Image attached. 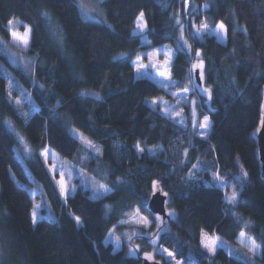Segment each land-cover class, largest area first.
Here are the masks:
<instances>
[{
    "label": "trees",
    "instance_id": "obj_1",
    "mask_svg": "<svg viewBox=\"0 0 264 264\" xmlns=\"http://www.w3.org/2000/svg\"><path fill=\"white\" fill-rule=\"evenodd\" d=\"M186 1L103 0L108 25L84 19L78 0H0V38L9 40L6 24L18 18L31 26L30 51L37 55L35 73L26 75L0 47V264H142L154 235L184 264H252L223 247L209 253L201 245L202 231L238 242L241 230L261 246L253 264H264V178L255 137L263 107L264 0H189L187 9ZM142 11L151 45L176 48L171 76L179 90L193 83L194 54L183 32L187 37L202 21L225 24L226 43L207 32L187 38L204 61L203 83L211 94L210 107L202 96L212 121L209 138L192 143L187 128L150 105L148 99L165 90L152 78L136 76L133 59L145 45L134 28ZM122 52L126 57L118 58ZM3 65L25 83L29 116L9 98ZM85 89L100 91L102 98L83 95ZM6 120L31 144L32 170L57 219L33 224L32 195L16 181L30 182V175ZM69 121L101 146L97 175L111 188L101 197L79 186L64 200L39 154L48 146L86 167L95 162L82 160ZM137 145L145 149L143 161ZM159 145L163 151L149 150ZM154 181L168 194L167 210L173 213L164 219L168 228L138 236L141 248L124 242L114 251L104 240L120 227V219L137 207L155 220L148 206ZM232 188L241 189V215L228 203ZM156 257L170 264L161 254Z\"/></svg>",
    "mask_w": 264,
    "mask_h": 264
},
{
    "label": "rangeland",
    "instance_id": "obj_2",
    "mask_svg": "<svg viewBox=\"0 0 264 264\" xmlns=\"http://www.w3.org/2000/svg\"><path fill=\"white\" fill-rule=\"evenodd\" d=\"M189 3V0H188ZM78 5L81 11V15L84 19L86 15L94 17V19H86V20H97L105 22L108 25H112L106 16V12L103 5V0H78ZM144 12H140V14ZM140 14L138 17H140ZM136 18V26L134 28V33L137 34L142 43L145 45L142 48L136 57L133 59V65L135 68L136 76L143 77L146 76L144 73H147V77L152 78L154 81L158 83L160 87V81L163 80L165 84H168L169 87H162L165 90V93L156 97H150L148 99L150 105L154 108H158L164 116L171 119L172 121L181 124L183 127L187 128L188 137L191 139V142H194V132L197 133L199 138L206 139L209 138V133L211 129V117L208 113V109L205 105L202 104V96H205V102L208 107L211 106L210 96L208 93L202 91V89H208L205 87L204 83L202 86L198 87L195 72H193V80L192 86L187 88L189 91L187 93L183 92V90L176 89L174 87V82L171 76V66L174 60L176 48L170 43H163L160 45H151L150 37L148 34V25L143 15L142 20H138ZM13 24L9 26V23L6 24L7 29H11V31H16L20 35L25 33L26 27H30L24 21L14 18L12 19ZM207 24L208 30H202L200 32V36L204 33H216L217 38L226 43L227 42V33L221 32L217 29V23L215 26L208 24L205 21H202L200 24ZM138 24L146 25L141 30L137 27ZM226 27V26H225ZM198 28V27H197ZM196 31H193V28L189 31L187 37L185 32H183V36H185V46L192 50L194 54L193 64L199 62V57H197L193 47H191V43L188 41L189 37H193ZM32 33V32H31ZM10 34V31H9ZM188 38V39H187ZM31 35L29 37L30 48H31ZM0 47L4 53L8 56L10 62L20 67L26 75L29 73L34 74L36 68V59L37 55L30 51V48L25 49L21 42L13 40L11 34L9 36V40H4L0 38ZM150 54V55H149ZM138 56H142V60H137ZM171 56V62L169 64H165L164 61ZM117 57H126V53L122 52L117 55ZM145 65L146 67L140 68L137 71L139 65ZM153 65H156L153 67ZM1 71L3 75L6 77L8 84V92L9 98L15 103L20 113L24 116H29V110L26 106V103L30 101V98L27 96V87L25 83L20 79L19 76L7 66L3 65L1 67ZM160 72L168 73V77L159 76ZM203 82V80H202ZM15 89H19L18 95H15L13 91ZM209 90V89H208ZM210 91V90H209ZM175 93V95H173ZM82 94L85 96L92 97H100L102 98V93L96 89H85L82 91ZM154 98H159L160 103L158 105H153L151 101ZM179 113V115H177ZM205 117H208V128H201L200 122L204 120ZM195 121L196 123H193ZM8 129L14 132L17 138L16 144V153L18 158L24 164L27 172L30 175V182H24L16 179L17 183L21 186L27 187L33 198V208L32 212L35 211L37 213V222L40 219H57L58 214L52 204L50 196L48 195L46 189L42 186L40 180L35 176L30 160L33 156V149L29 141L25 138L20 131H18L13 123L10 120L5 121ZM67 127L71 134L76 137L81 143V156L82 160L91 158L92 161H95V158L101 152L100 144L82 131L80 128L76 127L71 121L68 122ZM203 133V136L201 135ZM91 147H90V144ZM139 148V147H138ZM163 146L159 145L156 147H149L151 152H159L163 151ZM45 150L49 151V155L47 158L43 155ZM189 148L184 150V154H187ZM39 154L49 171L57 190L59 191L61 197L66 200L68 195H73L79 186H82L86 189H89L90 195L93 198L101 197L103 194L109 192L111 188L102 180V178L97 175L96 161L94 163H90L89 167H86L81 162H78L76 158H69L62 156L59 152L54 150L51 147H44L39 150ZM53 166H55V171H53ZM246 171V170H245ZM97 172V173H96ZM61 173H63V179L67 186L66 194H61L60 185L57 183L61 179ZM107 185L109 191H104L100 189V185ZM236 193L235 199H232L233 193ZM241 194V189H231L228 192V203L231 206L232 212L235 214L239 212L237 203L239 201ZM134 213L131 216L124 217L119 220L118 224L120 227L118 229L112 228L105 238L104 242L106 244L111 243L113 245L114 251L119 250L122 247V244L126 242L128 245H132V243H136L138 248H141L143 244L138 242V236L147 235L148 237L152 236L154 231L161 227V229H167L168 223H164V219L162 215L155 214L154 218H150L147 215L141 213V211L136 207L134 209ZM168 213L173 215V213L168 209ZM240 214V212H239ZM241 215V214H240ZM156 217H160V219H156ZM147 220V224H141L139 221ZM36 222V223H37ZM81 225V220L79 219V223ZM152 224H155L153 229H149ZM244 233V235H241ZM221 247H224L231 251H237L240 255L244 256L250 263H254L257 258V255H253L249 248L252 244V241L255 240L256 244H259L256 239L249 234L245 230H241L239 235L237 236V241L234 242L222 237H217ZM150 241L153 243L152 251L144 252L141 254L143 258H146L145 254H148L151 258H157V254H161L165 260L169 261L170 264H184L181 260H177L174 256L169 257L167 252H171L168 248L158 245V235L152 236ZM260 245V244H259ZM167 250V251H165ZM261 253V246L258 250L257 254ZM131 254L136 255L137 250L135 248L131 249Z\"/></svg>",
    "mask_w": 264,
    "mask_h": 264
},
{
    "label": "snow or ice",
    "instance_id": "obj_3",
    "mask_svg": "<svg viewBox=\"0 0 264 264\" xmlns=\"http://www.w3.org/2000/svg\"><path fill=\"white\" fill-rule=\"evenodd\" d=\"M143 15L144 14L141 13L140 14V17H138V20H142ZM85 18L86 19H94V17L88 16V15H86ZM8 23H9V26H11L13 24V21L12 20H9ZM145 26L146 25H143V24H138L137 25V27L140 28L141 30ZM25 27H26V30H25V33L23 35H20L16 31H11L10 28L7 29V30L10 31V34H11L13 40L21 42L22 45H23V47L25 49H28V48H30L29 37L31 35L32 29L30 27H27V26H25ZM193 27H195L194 24H193ZM216 27L221 32H225L226 31V27H225V24L223 22H220ZM202 30H208V25L207 24H203V23L200 24L199 28H196L195 34H199ZM196 55H197V57H200L201 53H200L199 50H197ZM142 59H143L142 56H138L137 57V60L138 61L139 60H142ZM170 62H171V56H169V58L164 61V63L166 65L169 64ZM155 66L156 65H153V67H155ZM144 67H146V66L145 65H142V64L139 65L137 71H139L140 68H144ZM196 69H200L199 79L200 80H203L204 79V71H203V69H204V61L202 59H200L198 63L192 65L193 72H195ZM144 75L147 76L148 74L147 73H144ZM168 75L169 74L166 73V72H160L159 73V76L165 77V78H167ZM160 84H161L162 87H169V85L168 84H165L163 80L160 81ZM188 91L189 90L187 88L183 89V92H185V93H187ZM202 91L205 92V93H208L209 96H210V91L208 89H202ZM173 95H175V93H173ZM97 99H100V97H97ZM151 103L153 105H158L160 103L159 98H154L151 101ZM177 115H179V113H177ZM193 123H196V122L193 121ZM200 127L201 128H205V129L209 127L208 117H205L204 120L202 122H200ZM201 135L203 136V133H201ZM89 144H90V142H89ZM90 147H91V144H90ZM137 147H139V145H137ZM140 150L143 151V149H140ZM43 155L45 156V158H47L48 155H49V151L48 150H45V152H44ZM53 171H55V166H53ZM244 175L246 176L247 173H245ZM57 183L60 185V192H61V194H66V192H67V186H66V184L64 182V179H63V173H61V179ZM99 187H100L101 190L109 191L107 185H103L102 184ZM153 187L154 188L156 187V182H153ZM164 195H167V193H165ZM235 196H236V193L234 192L233 193V196H232V199H235ZM79 219H80L79 217H76V220H77L78 223H79ZM156 219H160V217H156ZM32 222H33V224H35L37 222V213L35 211H33V213H32ZM139 222L141 224H147L148 223L146 219L145 220H141ZM241 235H244V233H241ZM215 245H216V241H213L211 246H209L208 244H204V248L207 249L208 251L215 252V250H216ZM259 249H260V245L259 244H256L255 243V240H253L252 241V244H251V246L249 248V251H251L253 253V255H255V254H257V252H258ZM165 251H167V250H165ZM145 255H146V258H148V259L151 258L148 254H145ZM167 255L169 257H173L174 256V254L172 252H167Z\"/></svg>",
    "mask_w": 264,
    "mask_h": 264
},
{
    "label": "water",
    "instance_id": "obj_4",
    "mask_svg": "<svg viewBox=\"0 0 264 264\" xmlns=\"http://www.w3.org/2000/svg\"><path fill=\"white\" fill-rule=\"evenodd\" d=\"M199 72H200V69H196L195 76L198 82V86H202L203 82L202 80L199 79ZM255 137L258 141L257 157H258L259 166H260V173H261V176L264 178V90H263L262 113H261L257 128L255 130ZM140 149H143V151H141ZM144 157H145V149L141 147L139 148L137 152V158L139 161H143ZM154 182H156V187L154 188L153 183H152L151 196H150L149 204H148L149 209L154 214H160L162 215L163 218H167L169 216L168 211H167L168 194L164 195L167 192H165L162 189L161 183L159 181H154ZM142 264H162V262L157 258L155 259L144 258Z\"/></svg>",
    "mask_w": 264,
    "mask_h": 264
},
{
    "label": "crops",
    "instance_id": "obj_5",
    "mask_svg": "<svg viewBox=\"0 0 264 264\" xmlns=\"http://www.w3.org/2000/svg\"><path fill=\"white\" fill-rule=\"evenodd\" d=\"M195 25V27H194V31H196V28H197V26H196V24H194ZM211 33H213V32H211ZM214 34H216V33H214ZM217 35V34H216ZM174 82V81H173ZM217 234L216 233H210V232H207V231H202V234H201V245H202V247L204 248V244H208L209 246H211L212 245V242L213 241H216V245H215V247H216V250L219 248V247H221V245H220V243H219V241L217 240ZM224 248V247H223ZM205 249V248H204ZM226 249V248H225ZM207 252H209V253H214V252H211V251H208L207 249H205ZM215 250V251H216ZM171 251V250H170ZM227 251H228V253L229 254H237V255H240L237 251H231V250H228L227 249ZM172 252V251H171ZM173 253V252H172ZM174 254V253H173ZM257 256H259V254H256ZM175 257V256H174ZM177 259V258H176ZM177 260H181V259H177ZM182 261V260H181Z\"/></svg>",
    "mask_w": 264,
    "mask_h": 264
},
{
    "label": "flooded vegetation",
    "instance_id": "obj_6",
    "mask_svg": "<svg viewBox=\"0 0 264 264\" xmlns=\"http://www.w3.org/2000/svg\"><path fill=\"white\" fill-rule=\"evenodd\" d=\"M199 136L197 135L196 132H194V138H198Z\"/></svg>",
    "mask_w": 264,
    "mask_h": 264
}]
</instances>
